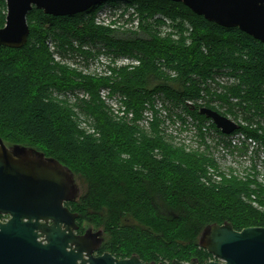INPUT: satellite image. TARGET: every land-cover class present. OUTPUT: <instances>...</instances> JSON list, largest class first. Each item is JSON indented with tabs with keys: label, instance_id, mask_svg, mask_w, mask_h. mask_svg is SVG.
I'll return each instance as SVG.
<instances>
[{
	"label": "trees",
	"instance_id": "trees-1",
	"mask_svg": "<svg viewBox=\"0 0 264 264\" xmlns=\"http://www.w3.org/2000/svg\"><path fill=\"white\" fill-rule=\"evenodd\" d=\"M116 1L69 16L29 13L25 45L0 48V136L85 176L72 206L117 253L212 259L199 246L208 225L264 227V45L172 0H126L136 29L99 23V9ZM7 11L0 0V29ZM101 55L104 73L77 68ZM204 106L237 120L244 154L255 144L254 173L221 170L208 138L231 147V135L200 113ZM179 121L204 152L174 143L168 123Z\"/></svg>",
	"mask_w": 264,
	"mask_h": 264
},
{
	"label": "water",
	"instance_id": "water-1",
	"mask_svg": "<svg viewBox=\"0 0 264 264\" xmlns=\"http://www.w3.org/2000/svg\"><path fill=\"white\" fill-rule=\"evenodd\" d=\"M108 0H6L7 22L0 29V48L8 46L21 48L30 35L28 15L34 9L43 10L54 16H69L86 12ZM182 2L193 12L207 20L224 27H238L264 45V0H172ZM200 113L210 118L225 134L235 133L240 124L210 107L200 108ZM80 193L72 170L60 160L47 157L44 152L21 144L7 145L0 136V215L11 218L3 222L0 219V246H10L16 234L29 238L33 244L40 234L36 230L55 232L61 230L63 223L72 229L77 214L65 206V202L74 201ZM54 225L49 226L48 221ZM55 233L49 237L50 244L77 243L83 245L82 253H92V248L84 245L101 243L102 231H88L80 239L73 233H62L66 242L54 241ZM200 246L209 251L216 259L205 264H264V227L251 226L242 230L226 221L213 223L202 232ZM54 241V242H53ZM113 259L106 253L98 261ZM140 262L137 255L125 262ZM174 264H185L176 260ZM189 264H197V260Z\"/></svg>",
	"mask_w": 264,
	"mask_h": 264
},
{
	"label": "flooded vegetation",
	"instance_id": "flooded-vegetation-1",
	"mask_svg": "<svg viewBox=\"0 0 264 264\" xmlns=\"http://www.w3.org/2000/svg\"><path fill=\"white\" fill-rule=\"evenodd\" d=\"M72 173L77 182L76 175L73 170ZM77 200L78 198L74 201L65 202V206L71 211V213L77 214V217L75 218V220H73V225H75L76 227L69 229L66 227V224L63 223L62 229H57L55 232H53L51 229H48L45 232L42 230H36V232L40 234V236L38 237V241L42 242V244H33L29 242L28 237H18L16 235L18 231H15L13 244L5 247L0 246V264H174L176 260H179L175 258L172 261H164L154 258H146L139 252H133L129 256H124V254L117 253L116 247L113 244L109 243V236H106V232L103 229H95L90 224H86L81 221L80 214L75 211L72 206V203L76 202ZM10 218L11 216L9 215H0V219L3 222L8 221ZM47 223L49 226H51L54 225L55 222L53 220H49ZM100 230L102 231V234L99 236V238L102 240L101 243L96 245H84V248L93 247L94 251L92 253H89L88 251H84L82 253L83 245L77 244L75 242H70L69 244H50L52 239L49 237V235H51V233H55L54 235H57V238H55L54 241L66 242L67 238L65 236H62L63 232L66 234L73 233L75 239H78V237L80 239L88 231L96 233ZM200 248L201 250L209 252L201 246ZM106 253L110 254L113 259L107 261L96 260L97 258L104 256ZM201 253H203V251H201ZM134 255L139 256L140 262H125ZM194 260H197V264H205L208 260L213 259L203 258L202 260L200 257L194 256L189 261H179L184 262L185 264H189Z\"/></svg>",
	"mask_w": 264,
	"mask_h": 264
},
{
	"label": "rangeland",
	"instance_id": "rangeland-1",
	"mask_svg": "<svg viewBox=\"0 0 264 264\" xmlns=\"http://www.w3.org/2000/svg\"><path fill=\"white\" fill-rule=\"evenodd\" d=\"M134 5H131L126 0H118L115 3H105L98 11V14L100 16V20L104 24H110L113 23L116 27L124 29H136L138 27L137 21L131 20V13L133 12ZM168 28V29H167ZM166 29L169 30V27ZM57 57V56H56ZM59 60V57H57ZM72 63H75L74 61H71ZM130 60L128 59H121L119 61L120 64H129ZM109 65V58L105 55H101L98 59H94L89 64L84 65V63L78 64L79 67L76 65H71L72 67L79 68V71L83 70L84 72H99L104 73L103 71L106 70V67ZM215 105L220 106L219 103H216ZM146 117H149L147 112L145 114ZM231 119H235L233 116H229ZM147 118L145 122H147ZM237 121V120H235ZM177 123H182L181 121ZM169 127L167 129V134L171 135L173 137V141L176 145L185 148L188 152L190 151H203L205 146L201 145L202 142L200 139H198L195 136V130L192 131L191 127H183L179 126L178 124L173 125L169 124ZM194 129V128H193ZM208 138V144H210L209 149L215 158L217 160L219 167L221 170L226 171L228 168L232 167L235 171H237V175L244 177L246 176V173H249L250 171L254 170L250 169L252 166V158L245 157V154L241 150L240 146L235 145V143H232L231 147L225 146V144L228 143H222L218 142V139L215 137ZM240 137L238 135H235L234 137H231L228 139V141H238ZM227 141V142H228ZM7 145H10L5 140ZM43 152V151H42ZM45 153V152H44ZM245 170L247 172H245ZM260 178L262 175H264V170L260 171ZM76 179H77V185L80 189L79 197L77 202L82 198V196L85 194L87 190V181L84 178L81 173H75ZM255 206L261 208V206L257 203H255ZM82 222L86 224H90L95 229H101L98 228L94 223H92L87 218L81 219ZM106 236H109V234L106 233ZM200 251V250H199ZM201 253V252H199ZM198 257V256H197ZM192 258V257H191ZM190 258V259H191ZM189 259V260H190ZM212 259H216L215 257ZM189 260H182V261H189Z\"/></svg>",
	"mask_w": 264,
	"mask_h": 264
},
{
	"label": "built area",
	"instance_id": "built-area-1",
	"mask_svg": "<svg viewBox=\"0 0 264 264\" xmlns=\"http://www.w3.org/2000/svg\"><path fill=\"white\" fill-rule=\"evenodd\" d=\"M97 20H98V22L99 23H101V24H104V23H102V21L100 20V16H99V14H98V17H97ZM111 24V23H110ZM104 25H109V24H104ZM129 60V59H128ZM130 63V62H129ZM104 95H106L105 93H103ZM147 114H148V116H149V118L152 116L151 115V113H149V112H147ZM178 125L179 126H182V123H178ZM235 135H238V137H240L239 139H238V141L236 140V141H234V142H232L231 141V144L232 143H235V145H239L240 146V148L242 149L243 147H242V141H244V140H246V137L243 135V134H241V133H237V134H235V133H233V134H231V137H234ZM249 142V150H248V152H247V154H245V157H250V158H253L252 156H253V154H254V150H255V144L252 142V140H249L248 141ZM252 161H253V159H252ZM251 161V162H252ZM252 166H253V164H252ZM251 166V167H252ZM260 171H262V167H260V168H258ZM260 178V177H259ZM261 178H262V180L261 181H263L264 182V175H262L261 176Z\"/></svg>",
	"mask_w": 264,
	"mask_h": 264
},
{
	"label": "bare ground",
	"instance_id": "bare-ground-1",
	"mask_svg": "<svg viewBox=\"0 0 264 264\" xmlns=\"http://www.w3.org/2000/svg\"><path fill=\"white\" fill-rule=\"evenodd\" d=\"M205 107H207V106H205Z\"/></svg>",
	"mask_w": 264,
	"mask_h": 264
}]
</instances>
